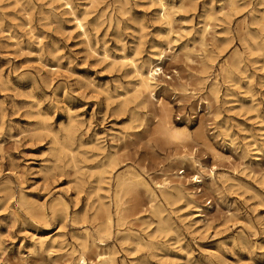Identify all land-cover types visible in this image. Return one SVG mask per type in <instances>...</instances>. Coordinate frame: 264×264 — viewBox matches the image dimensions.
<instances>
[{
	"label": "rangeland",
	"instance_id": "obj_1",
	"mask_svg": "<svg viewBox=\"0 0 264 264\" xmlns=\"http://www.w3.org/2000/svg\"><path fill=\"white\" fill-rule=\"evenodd\" d=\"M162 1L0 0V264H264V1Z\"/></svg>",
	"mask_w": 264,
	"mask_h": 264
},
{
	"label": "bare ground",
	"instance_id": "obj_2",
	"mask_svg": "<svg viewBox=\"0 0 264 264\" xmlns=\"http://www.w3.org/2000/svg\"><path fill=\"white\" fill-rule=\"evenodd\" d=\"M264 1V0H263ZM158 2H159V11H160V16L163 18V19H165V21L167 22V20H168V14L169 13H167V9L168 8H166L167 6L165 5V3L162 1V0H158ZM264 3V2H263ZM67 4V3H66ZM168 4V3H167ZM235 5V4H234ZM235 7V6H234ZM70 8V7H69ZM213 10V9H212ZM158 11V12H159ZM71 12V11H70ZM212 14V13H211ZM73 15V14H72ZM75 16V15H74ZM208 17H210V16H208ZM170 18V17H169ZM162 20V19H161ZM174 20V19H173ZM210 20V19H209ZM259 20H261V19H259ZM78 22V20L76 21V23ZM170 23V22H169ZM168 23V24H169ZM262 23H264V19L262 20ZM167 24V23H166ZM260 24H261V21H260ZM263 25V24H262ZM79 26V25H78ZM165 26V25H164ZM80 27H82V26H80ZM79 27V28H80ZM169 27V26H168ZM171 29V28H170ZM204 30H205V28H204ZM208 30V29H207ZM169 32V31H168ZM204 32V31H203ZM167 33V32H166ZM171 33V32H170ZM205 33V32H204ZM169 34V33H168ZM203 34V33H202ZM205 36V35H204ZM252 38V37H251ZM216 40H217V38H216ZM253 40V39H252ZM195 42V41H194ZM193 42V43H194ZM205 42V41H204ZM213 43V42H212ZM247 46V45H246ZM187 47V46H186ZM202 47V46H201ZM248 47V46H247ZM203 49V48H202ZM251 49V48H250ZM250 49H248L249 51H250ZM256 49V48H255ZM205 50V49H204ZM166 51V50H165ZM165 51L164 50H162V51H160L159 53H155V52H153V53H155V55H156V57L153 59V58H149L148 59V62H147V64L145 65V68L144 69H142V68H140V67H137V65H133L134 66V70H135V73H136V75H137V80H138V85L137 86H139V87H141L142 89H144V90H148L149 91V93L152 91V89L153 88H155L156 87V84H157V82H156V77H155V75H156V73L158 72V71H160V67L158 66L159 64H161V62H162V60H163V58L165 57ZM207 51V50H206ZM260 51V50H259ZM208 52V51H207ZM250 52H252V51H250ZM206 53V52H205ZM234 53H235V51H234ZM209 54V53H208ZM208 54H207V56H205V57H207V59H208ZM249 54V53H248ZM232 55V54H231ZM234 56H235V54H233ZM232 55V56H233ZM201 58V57H200ZM212 60V59H211ZM230 60V59H229ZM132 63V62H131ZM232 63V62H231ZM210 64V63H209ZM226 64V63H225ZM230 64V63H229ZM204 65V64H203ZM212 65V64H211ZM236 65V64H235ZM229 67H231V66H229ZM237 67H235V69H236ZM239 69V68H238ZM205 70V69H204ZM228 70V69H227ZM227 70H226V73H227ZM233 70H234V68H233ZM225 72V71H224ZM206 73V72H205ZM218 73V72H217ZM210 75V74H209ZM225 75V74H224ZM229 76V75H228ZM226 77V76H225ZM213 78V77H212ZM231 78V77H230ZM225 80V79H224ZM231 81L233 80V79H230ZM136 86V87H137ZM215 86V85H214ZM217 89V88H216ZM209 90V89H208ZM215 90V89H214ZM210 91H212V93H213V90L211 89ZM218 91V90H217ZM211 93V92H210ZM214 94V93H213ZM151 96L152 97H154L153 96V94L151 93ZM214 97V96H213ZM209 99V98H208ZM144 102V101H143ZM157 115V114H156ZM166 117H167V114H166V111L164 112V115H163V120H162V126H163V132H161V131H159L160 132V134L162 133H164V134H166V136H167V134H168V136L172 139V138H175L174 140H176V139H178V138H181L182 139V137L179 135V133L176 131V130H173L172 128H169V127H167L168 125H167V120L169 119H166ZM162 118V117H161ZM158 132V131H157ZM159 132H158V134H159ZM186 132V131H185ZM156 133V132H155ZM159 134V135H160ZM163 134V135H164ZM183 135H185V134H183ZM190 135V134H189ZM162 136V135H161ZM164 137V138H168V136L167 137ZM188 135L186 134L185 135V137H187ZM191 137V136H190ZM170 139V140H171ZM177 140V142L179 141V142H183V141H185L186 139H189L188 137L185 139V140ZM68 140V139H67ZM165 140V139H164ZM166 140H168V139H166ZM189 140H191V139H189ZM65 141V140H64ZM188 141V140H187ZM193 141V140H192ZM66 143H67V141H66ZM186 144V143H185ZM63 146V145H62ZM64 146H65V144H64ZM182 146V145H181ZM62 148V147H61ZM60 148V149H61ZM180 148V147H179ZM182 148H184V147H182ZM65 149V148H64ZM216 155V154H215ZM110 158V157H109ZM108 158V159H109ZM107 160V159H106ZM109 161V160H108ZM65 162V161H64ZM192 164H193V166H194V170H195V172L190 176V178H187L186 180H187V182L189 183V184H191V185H193V186H195L194 187V189H197V186L199 185V184H201L202 182H203V177H205V175H207L208 173L206 172V170H205V167L198 161V160H192ZM111 165H112V163H111ZM198 167V168H197ZM177 172V174H180V173H182L184 170H176ZM212 171V170H211ZM211 176V175H210ZM124 177V176H123ZM127 177V176H126ZM179 178V177H178ZM184 178V177H183ZM180 182L181 181H179V183L178 184H174V185H171V187L169 186V188H171V189H173V190H175V192L177 193V195H180V196H182L183 195V187H182V185L180 184ZM124 183H126L125 181H122L121 182V184L120 185H122V184H124ZM125 185V184H124ZM123 185V186H124ZM129 186V185H128ZM129 188V187H128ZM162 188H165V189H162V192L163 193H166L167 194V184H166V182L164 181V183H163V186H162ZM123 191V190H122ZM188 193H190V194H194L195 192L194 191H189ZM119 197V196H118ZM116 198V197H115ZM119 199V198H118ZM174 201V200H173ZM58 202V201H57ZM60 202V201H59ZM62 202H64V201H62ZM62 202H61V204H62ZM167 203V202H166ZM187 204V203H186ZM54 205H55V203H54ZM51 207V206H50ZM59 209H60V207H59ZM44 210V209H43ZM159 211V210H158ZM152 212V211H151ZM157 215H158V213H157ZM159 216V215H158ZM160 221V220H159ZM164 222V221H163ZM164 224H165V222H164ZM168 224V223H167ZM158 226V225H157ZM156 228V227H155ZM159 228H160V226H159ZM165 229V228H164ZM161 231V230H160ZM107 232V231H106ZM92 244V243H91ZM111 253V252H110ZM97 255L99 256V258H101L102 259V261L103 262H105L106 263V261H107V264H108V259H109V257L112 255V253H111V255L109 254V255H107V253H105V252H101V253H97ZM109 256V257H108ZM80 261H81V264H85L86 262H85V260H84V256H80ZM102 261H99V262H102ZM114 262V261H113ZM114 264V263H113Z\"/></svg>",
	"mask_w": 264,
	"mask_h": 264
}]
</instances>
